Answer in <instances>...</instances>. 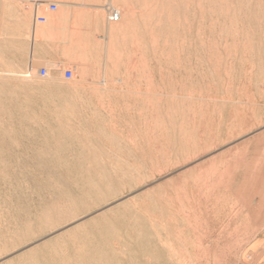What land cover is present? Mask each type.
<instances>
[{
    "label": "rangeland",
    "instance_id": "rangeland-1",
    "mask_svg": "<svg viewBox=\"0 0 264 264\" xmlns=\"http://www.w3.org/2000/svg\"><path fill=\"white\" fill-rule=\"evenodd\" d=\"M161 1L0 0V264L264 259V0Z\"/></svg>",
    "mask_w": 264,
    "mask_h": 264
},
{
    "label": "bare ground",
    "instance_id": "bare-ground-1",
    "mask_svg": "<svg viewBox=\"0 0 264 264\" xmlns=\"http://www.w3.org/2000/svg\"><path fill=\"white\" fill-rule=\"evenodd\" d=\"M81 1H83V0H81ZM85 1V0H84ZM97 1V0H96ZM102 1V0H101ZM122 1H124V0H122ZM126 1V3H127V1L128 0H125ZM151 1V0H150ZM164 1V0H163ZM163 1H161V3L163 2ZM165 1H167V0H165ZM129 2H130V0H129ZM153 2V1H152ZM159 2V1H158ZM154 3V2H153ZM156 3V2H155ZM79 4L81 5V7L82 6H84V7H89V8H93V16H94V22H95V24H94V27H97V25H99V23H98V15H99V9H103V10H105V11H107L108 9H115V8H120V10H121V19H120V23H123L124 21L122 20L123 18H124V16H126V15H128L127 13H126V15H124V9H123V7H122V5H121V3H120V0H104V2H103V4L101 3V4H98V2L97 3H87V2H82V3H80L79 2ZM129 4V3H128ZM132 5H134L133 3H132ZM132 5H130L129 7H132ZM155 5V4H154ZM154 5H149V6H154ZM158 5V4H157ZM162 5V4H161ZM126 7H128V5L126 6ZM140 7V6H139ZM156 7V6H155ZM149 8V7H148ZM146 9L147 11L148 10H151L150 8L149 9ZM160 8H162V7H160ZM107 9V10H106ZM132 9H133V7H132ZM153 9H154V7H153ZM156 9V8H155ZM134 10V9H133ZM138 11H140L139 9H138ZM159 11V10H158ZM142 12H143V10H142ZM146 12V11H145ZM103 13H104V11H103ZM155 13V12H154ZM134 14V13H133ZM133 14H132V16H133ZM158 14H159V12H158ZM131 15V14H130ZM129 15V16H130ZM151 15V14H150ZM149 15V17H151ZM160 15V14H159ZM102 17H104V16H102ZM148 17V16H147ZM155 17V16H154ZM129 18V17H128ZM131 18V17H130ZM134 18V17H133ZM132 18V20L131 21H133L134 19ZM137 17H135V19H136ZM152 18V17H151ZM126 19V18H125ZM124 19V20H125ZM127 21H129V20H127ZM126 21V22H127ZM130 21V22H131ZM136 21H137V19H136ZM135 21V22H136ZM156 21V20H155ZM100 22V21H99ZM151 22H152V20H151ZM111 24H112V22H110ZM115 23H117V22H115ZM133 23V22H132ZM132 23H130V24H132ZM145 23H148V21L146 22L145 21ZM128 24V23H127ZM129 24V25H130ZM134 24V23H133ZM156 24H157V22H156ZM121 25H123V24H121ZM136 25V24H135ZM124 26V25H123ZM138 26V25H137ZM140 26V25H139ZM113 27H115V26H113ZM119 27V26H118ZM153 27V26H152ZM154 27H157V26H154ZM124 28V27H123ZM122 27H121V29H123ZM130 28V27H129ZM135 28V27H134ZM159 28V27H158ZM125 29V28H124ZM124 29H123V31H124ZM114 30V29H113ZM131 30V29H130ZM152 30V29H151ZM160 30V29H159ZM105 31H107V33H108V36H110V34L112 33V29H111V27H110V24H109V26H108V28H107V30H105ZM117 31V30H116ZM127 31H128V29H127ZM131 31H133V30H131ZM148 32V31H147ZM114 33V32H113ZM122 33V32H121ZM121 33H118V35L119 34H121ZM126 33V32H125ZM129 33V32H128ZM134 33H136V32H134ZM153 33V32H152ZM151 33V34H152ZM115 34V33H114ZM137 34V33H136ZM139 34H141V33H139ZM165 34V33H164ZM123 36H127V34L126 35H122V37ZM132 36V35H131ZM130 36V37H131ZM137 36V35H136ZM153 36V35H152ZM152 36H151V39H152ZM162 36V35H161ZM129 37V38H130ZM135 37V36H134ZM155 37V36H154ZM132 38V37H131ZM140 38V37H139ZM151 39H150V41H151ZM154 39V38H153ZM114 40V39H113ZM113 40H111V39H109V37L107 38V45H108V47L110 46V45H112V42H113ZM117 40H119V39H117ZM116 39H115V41H117ZM156 40H157V37H156ZM155 40V41H156ZM124 42H125V37H124V40H123ZM132 42L134 41V40H131ZM22 42V41H21ZM135 42V41H134ZM168 42V41H167ZM27 43V42H26ZM118 43V42H117ZM116 43V44H117ZM166 43V42H165ZM249 43V42H248ZM25 44V43H24ZM23 44V45H24ZM31 44V43H30ZM119 44V43H118ZM126 44V43H125ZM135 44V43H134ZM217 44V43H216ZM29 45V44H28ZM121 45V44H120ZM140 45V44H139ZM11 46H13V45H11ZM25 46V45H24ZM122 46V45H121ZM120 46V47H121ZM132 46H134V45H132ZM135 46H136V44H135ZM138 46V45H137ZM156 46V45H155ZM27 47H29V46H27ZM114 47V46H113ZM118 47V46H117ZM143 47H144V45H143ZM112 48V47H111ZM137 48H139V47H137ZM127 49V48H126ZM134 49H136V48H134ZM140 49V51H141V48H139ZM145 49V48H144ZM18 50V49H17ZM137 51V50H136ZM144 52H146V51H144ZM159 53V52H158ZM121 54V53H120ZM136 54V53H135ZM134 54V55H135ZM156 54V53H155ZM141 56V55H140ZM142 57V56H141ZM146 57V56H145ZM33 57H31V59H32ZM143 58L144 57H142V61H143ZM145 59V58H144ZM30 60V59H29ZM33 60V59H32ZM45 60V59H44ZM132 60H133V58H132ZM134 60H135V58H134ZM141 60V59H140ZM43 61V60H42ZM13 62V61H12ZM11 62V63H12ZM28 62H30V61H28ZM32 62V61H31ZM136 62V61H135ZM141 62V61H140ZM145 62V61H144ZM147 62V61H146ZM145 62V63H146ZM131 63H132V61H131ZM134 63V62H133ZM136 63H138V62H136ZM144 64V63H143ZM143 64H141V65H143ZM18 65V64H17ZM29 65V64H28ZM132 65V64H131ZM135 65V64H134ZM147 65V64H146ZM14 66V65H13ZM139 66V64L136 66V67H138ZM14 67H16V66H14ZM29 67V66H28ZM133 67V66H132ZM135 67V68H136ZM34 68V67H33ZM129 68V67H128ZM130 68H131V66H130ZM129 68V69H130ZM138 68H140V67H138ZM31 69V68H30ZM41 69V68H40ZM32 70V69H31ZM34 70V69H33ZM132 71H133V69H131ZM145 70H146V68H145ZM38 71V70H37ZM37 71H34V73L36 74V72ZM30 72H32V71H30ZM65 72V71H64ZM63 72V73H64ZM106 72V71H105ZM18 73V72H17ZM31 74H33V73H31ZM105 74H107V73H104V76H105ZM34 75V74H33ZM37 75V74H36ZM64 75V74H63ZM41 76V75H40ZM107 76V75H106ZM26 77V76H25ZM32 77V76H31ZM34 77H35V75H34ZM42 77H45V75L44 76H42ZM41 77V78H42ZM54 77H56V76H54ZM61 77V76H60ZM64 77H65V75H64ZM40 78V79H41ZM47 78H49V77H47ZM62 78H63V76H62ZM72 78V77H71ZM33 79V78H32ZM39 79V80H40ZM57 79V78H56ZM61 79V78H60ZM64 79V78H63ZM63 79H61V80H63ZM69 79V78H68ZM67 79V80H68ZM113 79V78H112ZM4 80V79H3ZM26 80V79H25ZM49 80V79H48ZM54 80H55V78H54ZM107 80H108V77H107ZM119 80V79H118ZM117 80V81H118ZM150 80V79H149ZM152 80V79H151ZM23 81V80H22ZM28 81V80H27ZM59 81V80H58ZM77 81V80H76ZM106 80H104L103 82H105ZM114 81H115V79H114ZM113 81V82H114ZM117 81H116V83H117ZM32 82V81H31ZM66 82H68V81H66ZM79 82V81H78ZM78 82H76V83H78ZM88 82V81H87ZM37 83V82H36ZM42 83V82H41ZM44 83V82H43ZM73 83V82H72ZM51 84V83H50ZM89 84V83H88ZM92 84V83H91ZM53 85H54V83H53ZM4 86V83H2V82H0V93L4 90V89H6L5 87H3ZM44 86H46V84L44 83ZM76 86H78V85H75V87ZM80 86V85H79ZM101 86V85H100ZM149 87V86H148ZM11 88V87H10ZM47 88V87H46ZM11 89H13V87L11 88ZM105 89V88H104ZM15 90V89H14ZM42 90V89H41ZM49 90V89H48ZM6 91V90H5ZM39 91V90H38ZM51 91H53V90H51ZM9 92V91H8ZM17 92V91H16ZM46 92V91H45ZM7 93V92H6ZM12 92L10 91V94H11ZM54 93V92H53ZM10 94H8V95H10ZM13 94H16V93H13ZM13 94H11V96L13 95ZM59 96V95H58ZM190 96V95H189ZM192 96V95H191ZM190 96V97H191ZM188 96H186V98H187ZM18 98V97H17ZM44 98V97H43ZM195 98V97H194ZM162 99V98H161ZM193 99V98H192ZM52 104V103H51ZM55 106V105H54ZM21 107V106H20ZM25 108V107H24ZM10 112V111H9ZM247 114V113H246ZM12 119V118H11ZM13 122V121H12ZM15 122V121H14ZM18 122V121H17ZM264 122V121H263ZM10 124V123H9ZM259 124V123H258ZM262 124V123H261ZM256 125V124H255ZM21 126V125H20ZM251 127V126H250ZM249 127V128H250ZM254 127V126H253ZM260 129H258V131H263L264 130V126H261V127H259ZM22 129V128H21ZM241 129V128H240ZM251 129H252V127H251ZM31 130V129H30ZM245 130V129H244ZM35 131V130H34ZM251 131V130H250ZM245 132H247V131H245ZM252 132V131H251ZM254 132V131H253ZM242 133H243V129H242ZM250 133V132H249ZM261 133V134H260ZM237 134V133H236ZM258 134V133H257ZM238 135V134H237ZM244 135H245V133H244ZM251 135V134H250ZM254 135V134H253ZM236 136V135H235ZM239 136V135H238ZM252 137V136H251ZM261 137H264V132H259V135L258 136H254V138H255V140H256V138H261ZM233 138V137H232ZM248 138V137H247ZM234 139H237V138H235L234 137ZM231 140V139H230ZM238 140V139H237ZM234 141V140H233ZM241 141H243V140H241ZM250 139H248V140H245L243 143H242V145L241 146H244V145H247L248 143H250ZM61 142V141H60ZM63 142V141H62ZM233 143V142H232ZM235 143V142H234ZM239 143V142H238ZM73 144V143H72ZM229 144V143H228ZM235 144H237V142L235 143ZM254 144H255V142H254ZM17 145V144H16ZM83 145V144H82ZM233 145V144H232ZM231 145V146H232ZM240 145V144H239ZM231 146H229V147H231ZM234 146H236V145H234ZM254 146V145H253ZM237 147V146H236ZM235 147V148H236ZM239 147V146H238ZM255 147V146H254ZM232 149V148H231ZM238 149V148H237ZM237 149H236V151H237ZM221 150V149H220ZM240 150V149H239ZM238 150V151H239ZM248 150V149H247ZM232 151H233V149L231 150V153H232ZM254 151V150H253ZM224 152V151H223ZM242 152V151H241ZM64 153H65V151H64ZM108 153H109V151H108ZM216 153H218V152H216ZM221 153V152H220ZM226 153V152H225ZM224 153V154H225ZM230 153V152H229ZM230 153V154H231ZM235 153V152H234ZM223 154V155H224ZM228 154V153H227ZM237 153H235V155H236ZM252 154V153H251ZM220 155V154H219ZM253 155V154H252ZM248 156V155H247ZM211 157V156H210ZM209 158V157H208ZM208 158H207V160H208ZM221 158V157H220ZM223 158V157H222ZM221 158V159H222ZM209 159H212V157L211 158H209ZM207 160H205V161H207ZM220 160V159H219ZM210 161V160H209ZM235 162V161H234ZM246 162V161H245ZM252 165V164H251ZM257 165V164H256ZM93 168V167H92ZM94 169V168H93ZM251 174V173H250ZM255 175V174H254ZM258 175V174H257ZM251 176H252V174H251ZM253 177V176H252ZM259 177V176H258ZM11 179V178H10ZM64 181H66V180H64ZM248 181V180H247ZM39 182V181H38ZM255 183V181L253 182V184ZM39 185V184H38ZM49 185V184H48ZM251 185V184H250ZM60 192V191H59ZM78 206V205H77ZM83 207V206H82ZM90 226V225H89ZM145 226V225H144ZM26 227V226H25ZM47 251V250H46Z\"/></svg>",
    "mask_w": 264,
    "mask_h": 264
},
{
    "label": "built area",
    "instance_id": "built-area-1",
    "mask_svg": "<svg viewBox=\"0 0 264 264\" xmlns=\"http://www.w3.org/2000/svg\"><path fill=\"white\" fill-rule=\"evenodd\" d=\"M49 9L51 11H56L58 9V5L56 3H50ZM107 10V9H106ZM106 12H108V19L110 22H118L121 19V13L117 9H108ZM38 21L40 23H45L47 21L46 16H39ZM66 78H71L73 76V71L68 69L66 70Z\"/></svg>",
    "mask_w": 264,
    "mask_h": 264
},
{
    "label": "crops",
    "instance_id": "crops-1",
    "mask_svg": "<svg viewBox=\"0 0 264 264\" xmlns=\"http://www.w3.org/2000/svg\"><path fill=\"white\" fill-rule=\"evenodd\" d=\"M48 11L49 12H52L50 9H48ZM33 14V19H35L36 18V20H37V22H39L38 21V17L39 16H45V15H42V14H34V13H32ZM40 23V22H39ZM259 237L263 240V243H262V248H261V252H263L264 253V229L260 232V235H259ZM257 264H264V259L263 260H258L257 261Z\"/></svg>",
    "mask_w": 264,
    "mask_h": 264
}]
</instances>
